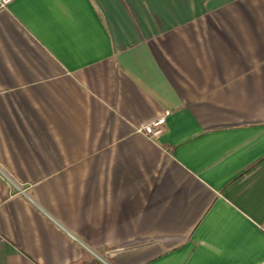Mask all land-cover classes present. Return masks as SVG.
Wrapping results in <instances>:
<instances>
[{"label": "crops", "instance_id": "obj_1", "mask_svg": "<svg viewBox=\"0 0 264 264\" xmlns=\"http://www.w3.org/2000/svg\"><path fill=\"white\" fill-rule=\"evenodd\" d=\"M0 264H264V0L0 8Z\"/></svg>", "mask_w": 264, "mask_h": 264}, {"label": "built area", "instance_id": "obj_2", "mask_svg": "<svg viewBox=\"0 0 264 264\" xmlns=\"http://www.w3.org/2000/svg\"><path fill=\"white\" fill-rule=\"evenodd\" d=\"M13 0H0V8L5 7ZM168 114V111H165L161 116L152 118L150 120L144 121L140 124H137L134 127L136 133L147 136L148 138H156L159 136L165 125V115Z\"/></svg>", "mask_w": 264, "mask_h": 264}]
</instances>
